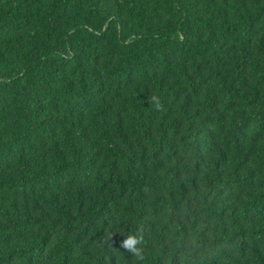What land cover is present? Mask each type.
Masks as SVG:
<instances>
[{
  "label": "trees",
  "instance_id": "obj_1",
  "mask_svg": "<svg viewBox=\"0 0 264 264\" xmlns=\"http://www.w3.org/2000/svg\"><path fill=\"white\" fill-rule=\"evenodd\" d=\"M0 264H264V0H0Z\"/></svg>",
  "mask_w": 264,
  "mask_h": 264
},
{
  "label": "clouds",
  "instance_id": "obj_2",
  "mask_svg": "<svg viewBox=\"0 0 264 264\" xmlns=\"http://www.w3.org/2000/svg\"><path fill=\"white\" fill-rule=\"evenodd\" d=\"M143 243V237L139 234H129L126 235V238L120 243L119 247L123 248L127 251V253L137 257L142 260L143 257L141 255V247Z\"/></svg>",
  "mask_w": 264,
  "mask_h": 264
}]
</instances>
